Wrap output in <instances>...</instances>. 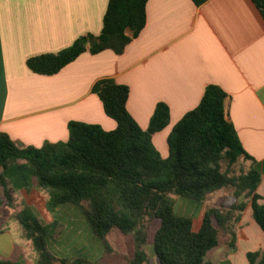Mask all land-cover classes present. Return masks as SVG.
Returning a JSON list of instances; mask_svg holds the SVG:
<instances>
[{"label": "crops", "instance_id": "obj_1", "mask_svg": "<svg viewBox=\"0 0 264 264\" xmlns=\"http://www.w3.org/2000/svg\"><path fill=\"white\" fill-rule=\"evenodd\" d=\"M108 2L0 0V132L18 145L40 147L67 140L71 121L113 130L117 122L93 88L100 79L114 78L129 87L127 108L143 129L159 102L169 106V124L153 135L154 145L167 157L174 126L215 84L228 93L227 116L256 160L261 178L257 191L264 202V17L254 1L149 0L146 26L122 54L109 49L84 52L53 75L28 67L32 56L59 51L89 33L99 34ZM11 168L6 176L15 190H23L21 180L17 186L10 178ZM26 198V207L32 206L34 217L48 226L47 236L56 243L70 240L75 256L92 261L101 257L104 245L80 208L67 203L49 211L41 201ZM3 207L0 259L19 264L23 249L33 246L14 212ZM237 216L239 230L229 226L220 245L208 253L210 264H249L250 253L264 250V230L253 217L251 203ZM66 224L73 227L69 234ZM78 227L86 231L84 236L77 233Z\"/></svg>", "mask_w": 264, "mask_h": 264}, {"label": "trees", "instance_id": "obj_2", "mask_svg": "<svg viewBox=\"0 0 264 264\" xmlns=\"http://www.w3.org/2000/svg\"><path fill=\"white\" fill-rule=\"evenodd\" d=\"M148 1L109 0L99 34L89 33L59 51L32 56L28 67L38 74L53 75L84 52L109 49L122 54L146 26ZM194 1L201 4L205 0ZM253 1L264 17V0ZM93 91L105 112L116 120L115 129L71 121L67 140L40 147L18 145L0 132V205L15 203V189L5 170L16 163L27 190L32 186L48 189L50 208L67 203L80 208L104 245L102 260L63 258L61 264H150L145 249L149 241L158 264H210L208 253L230 231L232 215L248 203L264 230V202L257 191L260 173L227 116L224 101L228 93L222 87L208 86L198 106L176 123L168 137L167 157L153 143V135L170 122L166 103H158L148 128L143 129L127 108V85L103 78ZM241 160L250 162L247 170L236 169ZM225 188L232 189L234 198L225 200L222 208L206 206L200 218L176 212L179 197L205 202L209 194ZM25 210L15 217L39 254L38 264H55L57 258L46 238L48 226ZM115 229L131 238V254L113 248L110 237ZM248 257L249 264H264V250ZM0 264L17 262L0 259Z\"/></svg>", "mask_w": 264, "mask_h": 264}, {"label": "rangeland", "instance_id": "obj_3", "mask_svg": "<svg viewBox=\"0 0 264 264\" xmlns=\"http://www.w3.org/2000/svg\"><path fill=\"white\" fill-rule=\"evenodd\" d=\"M249 164H250V162H246L244 160H241L236 165V169L241 168V169L247 170L249 167ZM12 166H13V168H11V170L13 169V171H9L8 174H9L10 178H13L15 180L17 186H18V183L20 180L24 183V186L21 187V188H23V190H20L19 187H18V190H15V203L12 206H6V205H0V206H5L3 208H6V210H8L10 212L13 211L14 215L16 213H22L25 210V207L27 206V201H26L27 198L26 197H28L29 201H31V199H33V201L34 200L38 201V202L41 201L43 203L44 209H47L49 211H53L56 207L50 208L48 205V202L50 201V193H49L48 189H43V188H39L37 186H32L30 188V190H27V188H26L27 184H26V181L22 175V172H21L19 165L15 163ZM11 184H12V182H11ZM12 186L14 187L13 184H12ZM14 189H15V187H14ZM0 195H1V189H0ZM231 197L234 198L233 197V191L230 188L220 189V190L215 191L212 194H209L207 197V200L205 202H200V201H196V200L185 198V197H179L177 204H176V212L180 215H187V216H193L196 218H200L202 213H203V210L206 206H214V207L222 208L223 202L225 200H228ZM31 208H32V206L28 207V209L25 211H28V213L30 212L33 214V212H32L33 209H31ZM226 209L227 208H223L224 211ZM236 215H237V213L232 215V217L230 219V225H232V227L235 229V231H238L239 227H237V225H236V223H237V216ZM1 220L2 219H0V221ZM1 223H3V220L1 221ZM4 226L6 227V225H4ZM64 227L67 228L68 224H66ZM72 228L73 227L70 225L65 234L71 233ZM76 230H78V232L77 231L76 232L79 235H81V236L85 235L86 231L83 230L81 227H78ZM87 236H88V239H90L88 234H87ZM46 238L48 241L47 243L50 246V247L49 246L48 247H49V249L51 248L50 251L52 250L51 251L52 254L57 258L55 261V264H61L60 262H61V259H63V258L66 259V261H69V260L73 261V260H75V258H77V259L81 258V259L91 260V261L93 260V258L86 257V256H84V257L75 256V254H74L75 250H73V249L69 250L70 246L68 245V243L70 242V240H65L62 238L56 243L54 241V239L50 238L49 236H46ZM110 239H111V242L113 244V247L119 249L120 251H123L124 253H126L128 255L131 254L134 246H133V243H132L130 237H125V235L121 231H119L118 229H115L112 231ZM64 248H67V250L63 251ZM145 249H146L147 255L150 259V264H158V262L156 261L154 251H153L152 241H149L147 243ZM23 252H24L23 255L19 256V260H18L19 264H38L39 263V255H38L37 251H35V249H33V247H29L28 249H23ZM93 253H96V251L94 250ZM103 257H104V252L101 255V257L97 258L96 260L101 259ZM106 260H108V257L106 258ZM115 262H122V261L116 260Z\"/></svg>", "mask_w": 264, "mask_h": 264}]
</instances>
